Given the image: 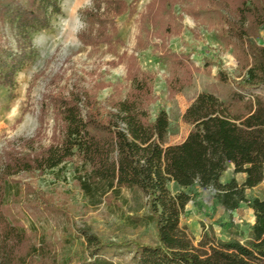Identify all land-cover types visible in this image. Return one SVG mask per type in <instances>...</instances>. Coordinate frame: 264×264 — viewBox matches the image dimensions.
Wrapping results in <instances>:
<instances>
[{
	"label": "trees",
	"instance_id": "trees-1",
	"mask_svg": "<svg viewBox=\"0 0 264 264\" xmlns=\"http://www.w3.org/2000/svg\"><path fill=\"white\" fill-rule=\"evenodd\" d=\"M181 0H151L138 17L136 49L153 44L173 59L180 74L169 85L170 94L178 92L201 68L185 53H172L168 39L179 32L180 19L174 8ZM56 0H0V16L26 32L44 25L49 8ZM105 3L104 6L102 4ZM206 9L221 20L220 37L235 40L239 60L246 70L234 80L242 90L264 86V43L256 38L264 30V0H206ZM129 9L127 0H95V9L87 13L91 24L85 35L87 44H111L118 30L115 17ZM58 11V9H57ZM30 56V55H29ZM28 55L13 56L0 50V83L15 84V76ZM124 56H127L125 53ZM128 76L132 84L126 98L104 102L85 92L53 95V110L61 122V135L48 145L29 140L21 149L9 147L5 164L0 167V264H29L40 255L47 264H59L57 255L47 254V244H29L25 226L11 218L4 207L22 193V173L63 168L78 159V179L90 197L123 187L138 188L148 197L149 219L154 222L158 241L106 242L98 235L82 230L84 251L89 259L78 264H115L107 258L110 250L126 248L133 253L132 264H264V198L249 199L246 190L264 183V96L246 98L235 91L230 100L210 92L200 93L186 109L183 119L192 125L180 143L166 144L168 113L160 108L153 116L151 80L154 73L143 70L135 53L128 56ZM219 78L230 77L222 70ZM84 93V94H83ZM230 164L235 173H244L242 183L233 177L223 183L221 177ZM186 189L199 185L216 189V198L227 209L242 203L253 209L255 221L248 235L230 233L229 238L201 241L198 245L181 227V217L192 196L183 190L173 194L168 185ZM39 200L44 203L43 194ZM43 241H46L43 238ZM29 244V245H28ZM28 245V250L24 248ZM44 253V254H43Z\"/></svg>",
	"mask_w": 264,
	"mask_h": 264
},
{
	"label": "rangeland",
	"instance_id": "rangeland-1",
	"mask_svg": "<svg viewBox=\"0 0 264 264\" xmlns=\"http://www.w3.org/2000/svg\"><path fill=\"white\" fill-rule=\"evenodd\" d=\"M150 1L127 0V12L115 17L118 30L112 43L87 44L84 55L93 64L91 70L78 74L69 69L64 76L53 82L51 93L42 108V116L51 114L52 119L45 121L48 136L40 145H48L61 135V122L53 110L51 96L85 92L101 102L126 98L132 84L128 76L131 65L128 56L132 53L137 55L138 64L143 70L154 73L150 83L155 98L150 104V110L153 116L160 108L168 113L166 144L180 143L188 136L192 125L184 121L183 115L202 92L213 93L225 101L230 100L235 91L241 92L246 98L256 94L264 96V86L242 90L234 82L240 80L246 70L238 58L235 40L220 37L221 20L216 12L206 9V0H181L174 8L181 24L179 32L168 39V48L173 54L185 52L201 70L193 73L188 85L171 95L169 85L175 81L180 70L176 68L173 59L166 54L162 55L155 48V42L159 43L161 39L155 38L153 44L135 50L139 33L138 17ZM0 19L7 18L0 16ZM89 23L96 30L97 24ZM256 40L264 43V30ZM125 53L127 56H124ZM30 59L29 56L17 72L13 86L0 83V133L8 132L10 135L14 124L12 117L20 115L21 104L24 110L31 107L30 82L22 75ZM221 70L230 77L226 82L218 76ZM39 138L38 133L37 140ZM25 142L9 141L0 146V167L5 164L9 147L19 150ZM79 163L75 158L61 169L22 173L18 176L22 193L4 209L13 220L26 227L29 244L39 246L45 242L47 246L44 251L57 255L59 264H78L83 259H89L88 252L84 251L85 240L80 237L82 230L94 233L106 242L134 240L155 244L158 241L157 230L155 223L148 217L147 195L138 188L123 187L120 193L110 191L102 196L90 197L78 179L76 168ZM233 176L240 183L245 178V174L233 172L230 164L224 179ZM168 187L173 194L185 190L192 196L180 225L190 233L196 245L201 241H213L218 236L228 237L230 233L245 237L248 235L255 215L247 203H242L236 210H229L218 201L213 187L195 185L183 189L173 182ZM40 193L48 206L41 204ZM247 196L249 199L263 198V185L247 190ZM28 245L24 248L25 253ZM106 256L115 264H132L133 253L126 248L110 250ZM29 264H47V259L43 260L37 255Z\"/></svg>",
	"mask_w": 264,
	"mask_h": 264
},
{
	"label": "clouds",
	"instance_id": "clouds-1",
	"mask_svg": "<svg viewBox=\"0 0 264 264\" xmlns=\"http://www.w3.org/2000/svg\"><path fill=\"white\" fill-rule=\"evenodd\" d=\"M19 2L24 6L27 4V0ZM94 9L95 0H56L55 6L48 10L47 22L27 31L26 38L17 24L0 19V50L16 57H31L22 74L30 82L31 107L24 110L21 104L20 115L12 117L14 124L10 135L0 133V146L9 141L29 140L39 145L46 139L45 121L52 119V115L43 117L42 108L53 82L69 69L79 74L93 67L84 52L88 47L85 35L90 30L87 13Z\"/></svg>",
	"mask_w": 264,
	"mask_h": 264
},
{
	"label": "crops",
	"instance_id": "crops-1",
	"mask_svg": "<svg viewBox=\"0 0 264 264\" xmlns=\"http://www.w3.org/2000/svg\"><path fill=\"white\" fill-rule=\"evenodd\" d=\"M231 169L233 170V172H234V164H231ZM227 172V170L223 173V175H222V177H221V181L223 182V183H225V182H227V181H229L230 179H232L233 177H231L230 179H228V180H226V179H224L225 178V173ZM242 174H244V173H242ZM246 176V175H245ZM224 179V180H223ZM237 179V178H236ZM245 179V178H244ZM244 179H243V181H244ZM242 181V182H243ZM241 182V183H242ZM260 185H263V189H264V183H261V184H259V185H257V186H255V187H258V186H260ZM255 187H253V188H255ZM253 188H249V189H247V190H250V189H253ZM247 190H246V195H247ZM248 197V196H247ZM264 198V197H263ZM244 203H246V202H244ZM240 207V206H239ZM238 207V208H239ZM237 208V209H238ZM236 210V209H235ZM253 210V209H252ZM255 217V216H254ZM254 221H255V219H254ZM254 221L251 223V224H253L254 223ZM250 224V225H251ZM249 230H250V228H249ZM219 238H229V236L227 237V236H218Z\"/></svg>",
	"mask_w": 264,
	"mask_h": 264
}]
</instances>
